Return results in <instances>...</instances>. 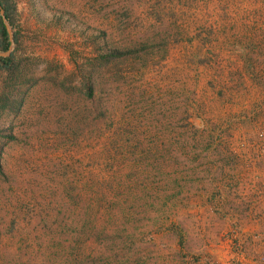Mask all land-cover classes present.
<instances>
[{"label":"rangeland","instance_id":"obj_1","mask_svg":"<svg viewBox=\"0 0 264 264\" xmlns=\"http://www.w3.org/2000/svg\"><path fill=\"white\" fill-rule=\"evenodd\" d=\"M8 2L0 264L245 247L226 217L264 206V0Z\"/></svg>","mask_w":264,"mask_h":264},{"label":"crops","instance_id":"obj_2","mask_svg":"<svg viewBox=\"0 0 264 264\" xmlns=\"http://www.w3.org/2000/svg\"><path fill=\"white\" fill-rule=\"evenodd\" d=\"M248 60L247 58H245ZM247 61L244 62L246 64ZM241 65L240 70H251V67ZM262 207V209H260ZM264 206L256 205L252 211L228 214L227 218L239 220L237 234L242 236L248 244L245 247L229 246L222 241L209 245V251L217 258L218 264H264ZM254 232L255 236L254 237ZM242 240V238H241Z\"/></svg>","mask_w":264,"mask_h":264},{"label":"trees","instance_id":"obj_3","mask_svg":"<svg viewBox=\"0 0 264 264\" xmlns=\"http://www.w3.org/2000/svg\"><path fill=\"white\" fill-rule=\"evenodd\" d=\"M0 9L3 10V16L11 24L12 22V19L10 16L11 4L8 2V0H0ZM9 42L10 40H9L8 32L2 20V15L0 14V50H6L8 48ZM10 60H11L10 53L7 55H0V63H3V65H6L8 62H10ZM108 186L111 189V191L114 190V193L115 191H119V190L122 191V182L119 180V177L113 176V180L110 181ZM97 203L98 205H100L102 201L97 200ZM119 212L121 215L127 214L126 207L120 206ZM73 259L75 258L73 257Z\"/></svg>","mask_w":264,"mask_h":264},{"label":"water","instance_id":"obj_4","mask_svg":"<svg viewBox=\"0 0 264 264\" xmlns=\"http://www.w3.org/2000/svg\"><path fill=\"white\" fill-rule=\"evenodd\" d=\"M0 14L2 15V20H3V22H4V25H5V27H6V30H7V32L9 33L8 22L6 21L5 17L3 16V10H2V9H0Z\"/></svg>","mask_w":264,"mask_h":264},{"label":"built area","instance_id":"obj_5","mask_svg":"<svg viewBox=\"0 0 264 264\" xmlns=\"http://www.w3.org/2000/svg\"><path fill=\"white\" fill-rule=\"evenodd\" d=\"M232 235H234V236L236 237V232H234V229H232V230L230 231L229 236L233 237ZM211 264H212V263H211Z\"/></svg>","mask_w":264,"mask_h":264}]
</instances>
